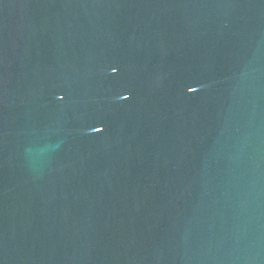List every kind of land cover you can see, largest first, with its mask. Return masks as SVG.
Wrapping results in <instances>:
<instances>
[{"label":"water","instance_id":"obj_1","mask_svg":"<svg viewBox=\"0 0 264 264\" xmlns=\"http://www.w3.org/2000/svg\"><path fill=\"white\" fill-rule=\"evenodd\" d=\"M0 264H264V0H0Z\"/></svg>","mask_w":264,"mask_h":264},{"label":"snow or ice","instance_id":"obj_2","mask_svg":"<svg viewBox=\"0 0 264 264\" xmlns=\"http://www.w3.org/2000/svg\"><path fill=\"white\" fill-rule=\"evenodd\" d=\"M113 71H115V69H113ZM188 90H189L190 92H191V91H194V89H192V88H189ZM97 130L99 131L100 129H97Z\"/></svg>","mask_w":264,"mask_h":264}]
</instances>
